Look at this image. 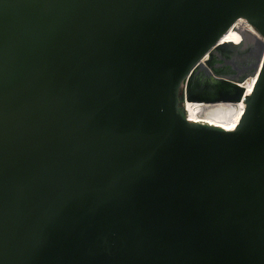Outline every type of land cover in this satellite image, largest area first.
<instances>
[{
    "label": "water",
    "instance_id": "obj_1",
    "mask_svg": "<svg viewBox=\"0 0 264 264\" xmlns=\"http://www.w3.org/2000/svg\"><path fill=\"white\" fill-rule=\"evenodd\" d=\"M239 17L264 36V0H0V264H264V60L247 96L202 63Z\"/></svg>",
    "mask_w": 264,
    "mask_h": 264
},
{
    "label": "bare ground",
    "instance_id": "obj_2",
    "mask_svg": "<svg viewBox=\"0 0 264 264\" xmlns=\"http://www.w3.org/2000/svg\"><path fill=\"white\" fill-rule=\"evenodd\" d=\"M263 60L264 36L246 18L239 17L210 47L202 63L215 75L237 82L247 96L253 90ZM210 97L204 94L196 100H186L188 119L228 130L236 128L246 106L245 99L215 101Z\"/></svg>",
    "mask_w": 264,
    "mask_h": 264
},
{
    "label": "rangeland",
    "instance_id": "obj_3",
    "mask_svg": "<svg viewBox=\"0 0 264 264\" xmlns=\"http://www.w3.org/2000/svg\"><path fill=\"white\" fill-rule=\"evenodd\" d=\"M181 96L184 97V91H183V89H182V91H181ZM184 104H185V103H184Z\"/></svg>",
    "mask_w": 264,
    "mask_h": 264
},
{
    "label": "flooded vegetation",
    "instance_id": "obj_4",
    "mask_svg": "<svg viewBox=\"0 0 264 264\" xmlns=\"http://www.w3.org/2000/svg\"><path fill=\"white\" fill-rule=\"evenodd\" d=\"M249 65H250V61H249ZM251 68V67H250Z\"/></svg>",
    "mask_w": 264,
    "mask_h": 264
}]
</instances>
